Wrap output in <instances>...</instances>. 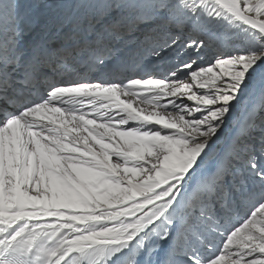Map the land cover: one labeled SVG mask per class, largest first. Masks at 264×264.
Wrapping results in <instances>:
<instances>
[{
  "label": "snow or ice",
  "instance_id": "6c2138e0",
  "mask_svg": "<svg viewBox=\"0 0 264 264\" xmlns=\"http://www.w3.org/2000/svg\"><path fill=\"white\" fill-rule=\"evenodd\" d=\"M0 264H264V0H0Z\"/></svg>",
  "mask_w": 264,
  "mask_h": 264
}]
</instances>
